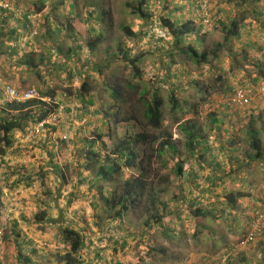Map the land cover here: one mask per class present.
<instances>
[{"label": "rangeland", "instance_id": "rangeland-1", "mask_svg": "<svg viewBox=\"0 0 264 264\" xmlns=\"http://www.w3.org/2000/svg\"><path fill=\"white\" fill-rule=\"evenodd\" d=\"M67 1H69V3H75V0ZM136 1L137 0H107L108 9H110V17H108L110 22H108L107 26H104L100 25L95 19H91V21L86 24L85 20L89 18L88 11L83 7L82 0H78L76 10L78 16L84 22L83 28H85L84 31H86L85 35L79 40L83 49L79 52V56L72 54L70 59L66 58V56L68 57L66 53L57 56V52H54L57 54V58H54L55 54L51 50L49 53L51 58L48 65H46V62H43L41 65L39 64V57L43 55L45 50L44 46L41 48L36 42L41 34L40 31L36 27L34 29L32 27L29 28V38H25L24 40L28 39V41L32 43L33 52H35L34 61L40 66L39 69L31 68L29 69L30 71L27 70L26 74L25 71L21 73L22 77L24 76L25 79L22 88H35L42 94L49 92V89L53 90L58 87V89H62L57 91L59 95L67 89H70L72 97L74 98L77 88H80L85 82V77H88L92 88L91 91L88 92V95L94 98L96 102L95 107L100 110L106 109L110 111L112 104H110V101L106 98L107 96H105L104 87L107 85H122V87H126V84L133 79L132 67L124 59V55L128 53L130 57L138 60L137 65L144 72V82H142L143 85L140 87V91L146 86L151 90L150 92L158 90L159 93L166 98L173 89H176V95L182 101V105H184V111L171 115V104L166 100L165 107L163 108L165 112L163 128L159 132H154V135L165 134L171 136L179 154L178 156H174L173 153L168 151L163 157V159L168 160L167 166H163V160L158 158L153 159L151 165L152 173L156 176L155 182L158 181L163 184L162 180L164 178L169 181L165 183L169 184V192L163 195L162 198L175 199L171 207L162 212L165 216L163 220L165 226L162 228L160 226L146 227L144 225V220L147 217L145 215L144 219L142 217L139 218L138 216L144 215L142 211H138L136 216L129 212L124 221L125 226L120 227L118 221L113 220L110 222L109 216L107 217V212H105L106 200L104 199L100 201V211L99 208H97L95 210L93 209L90 213H85L80 216L76 215L71 218L66 217L65 220L63 219L66 225L63 223L62 226L59 225V227L57 226L54 229L49 227L52 232L44 229L45 238L42 239V243L46 242L54 248H49L48 245H44L48 251L46 250L47 252L43 254L39 252L40 249L35 247V249L33 248L32 250V257L38 260V262L41 261V264H61L63 261L67 262L66 256H64L66 254L67 244L64 243L62 234L64 228L70 227L72 229L79 228L82 233L84 229L87 230L85 231L86 234L88 237H91L94 244H96L95 246L92 245L93 251L99 250L101 241L103 242L101 239L108 234V229H112L113 237L116 236L118 240L117 247L119 251L117 252V258L120 260H117L118 263L121 264H202V262L205 259H209V257L221 258V256L231 251V249H236V251L232 253L230 260L225 262V264H264V237L259 240L261 238L260 236L255 242L247 245H239L243 240L242 237L248 231L247 222L252 218L251 214L255 210V207L258 206L256 205L253 207V205H250L251 209L246 210V212H243V210L238 212L237 216L241 220L240 224L233 220V215L226 219L225 215L229 212L223 210L222 204L224 200L223 197H220L223 190L221 187L215 188L203 178V176L208 173L216 177L232 174L229 178L226 176V178H224L228 189H235L236 187L241 188V186H244V191L247 193V191L259 192V189L264 188V163H259L253 168L254 170H252V173L254 175H251L249 170L234 174L231 169L236 170L237 164L234 160H230L229 154L231 153H223L220 150L221 145H231V148H233L232 145L234 143H237L238 147H246L244 144L246 133H244V131L250 120H254L255 126H257V129H260V137L264 145V100L258 101L262 103L256 105L257 107L253 110H251L252 108L250 109L249 106L239 110H237L236 107L233 109L228 108V103H230L232 99L231 88L233 89V87L237 86V83H239L238 81H252L254 72L258 70L255 68V64L260 63L264 68V18L258 17V21L254 22L253 25H246L240 30V32L245 35L250 33V38L258 45L250 46L249 48L252 62L244 60L241 54H231L223 51L220 53L218 59H214L215 64L211 60V65L203 64V67H201L187 62L184 56L173 52L172 42H174L175 38L172 39V36L166 37L163 31L157 29L156 26H152L147 19H143L132 13L133 7L129 5H135ZM163 1L164 0H154L153 3H151L152 8L149 9V11L154 14V20H159L160 16H166L169 7H173V5L176 4L175 2L181 3V1L185 0H173L170 6L166 5V9L163 5ZM220 1L221 0H204L202 2L204 8H211L210 18L203 23L207 27L206 31H211L208 33L214 36L220 33L219 31V33L217 32L218 28L216 26H218V22H216V20H219L222 16L224 17L228 11L239 9L244 5L243 0H233L234 2L232 1L229 6H226L224 0L221 7H219L218 3ZM246 1H252L254 5L258 4L264 6V0L261 3H258L257 0ZM1 3L4 4V6L6 4L8 5V8L3 6L8 13H17L14 15V18L21 17L28 11L30 12L29 6L26 5L27 8L25 7L26 0H4ZM17 5L20 8H17ZM60 7L61 9L67 10L65 6ZM144 8L146 11L147 8ZM49 9L44 12V15L50 11ZM44 15L38 18H43L44 20ZM251 19L250 16L246 22L250 24L252 21ZM35 20L36 17L31 18L30 24L34 23ZM61 20H64V17H62ZM156 22L161 25L159 21ZM93 25L96 26L97 30H93ZM125 27L131 28L135 36L128 37L124 32ZM97 33L102 34L103 42L95 48L94 52H91L86 45L94 39L93 37H95ZM224 37L225 35L219 34L216 38L223 39ZM228 39V45L236 47L238 45L242 47L240 44L242 41L239 38L229 36ZM69 42L68 39H65L61 43V46L67 49ZM23 46L24 45H22V47ZM238 53H241V48ZM73 59L75 60L74 62H72ZM66 61H68V63H64ZM92 61L99 67L97 72L89 68L90 62ZM168 64L170 66H168ZM237 64L239 68L236 69L235 67ZM169 69L173 72L177 71V69H181L184 75L179 79H170L167 76ZM69 70L72 71V81H69ZM85 70L87 71L86 73H84ZM6 75L8 76V73H5V76ZM217 76H219V78ZM221 76L223 79H221ZM263 79L264 77L261 76L259 82H263ZM70 83L72 85L69 86ZM259 89H261V87H254V90L257 92ZM261 91L263 92V89H261ZM253 93H255V91H253ZM138 97L139 96H133V104H135V106L138 105ZM257 100L258 98L255 102ZM74 103L78 105L81 104L79 101H74ZM4 104V102H0V105ZM50 104L54 105L52 102H50ZM67 105L69 106L71 103L70 100L66 98V103L62 105L63 110L60 122L56 127L52 126L55 127L56 130H59L61 135L66 133L64 130L69 129L70 123L68 124L67 122H70L71 116L69 112H65ZM48 107L50 106L48 105ZM114 110L115 109L112 111L114 112ZM211 116H215L217 120H221V123L213 124L210 119ZM78 117L74 116L72 119L80 123ZM91 119L92 125L90 126L91 128L88 135H94L93 129L95 126L101 127L100 129H102V131H107L106 127L103 128L100 125V115L94 116ZM192 119L197 121L196 128L193 130L198 131L200 137H206L207 141L210 143L211 153L208 155H213V158L208 156V166L212 167V169L205 168L204 170H200L198 158L196 156L190 158V154H187V149L184 145L186 136L185 133L181 131L180 124L188 120L192 121ZM110 123L115 129L114 133L117 134L116 137L125 134V126L122 127L121 125H117L115 127L113 119H110ZM35 124L37 123L28 122V127H26V129L33 127ZM218 127H220L219 130ZM51 129L48 128L47 133H49ZM150 132L152 134V131ZM44 133L39 137L27 135L26 139L31 142L35 141L37 138L42 140ZM202 146L203 145L200 146V149ZM148 148L141 147L140 153H143V150H148ZM148 153H150V151ZM141 155H144V153ZM178 162H183V167L185 168V173L181 177L176 176L173 172V168ZM189 171H195L199 174L200 178L197 180L199 188H197L195 184L190 183L191 186L189 185ZM54 172L55 171L52 173L43 172V175H40L42 173L40 172L39 178L42 184H45L47 177H50ZM130 174L132 173L126 172L125 177H128ZM134 174L137 175V173ZM243 178H248V184L241 181ZM0 183L1 186H3V178H0ZM110 188H112V186L107 187V189ZM42 189L44 190L45 186L42 187ZM181 189L184 190L182 197L180 195ZM196 196H198V200H200L199 207L207 208L208 205H211L208 210L212 211V214L217 216V218L194 217L193 211H195V208H192V204L194 200L196 201ZM66 203L65 201L63 205ZM3 213L0 216V240L2 239L6 244V250L4 251L1 261L4 264H16L15 261L10 263L11 254L8 247V244H11L14 248V241L12 238L17 236V232L13 230L11 223L13 224V220L16 218H11L7 215L8 213H6V215ZM109 223L113 224L110 225ZM79 224H81V226ZM23 225L24 228L30 227V224ZM39 228L40 226L33 227V229ZM85 232L83 234H85ZM60 252L63 253L61 254ZM14 253L15 255L19 254L18 250L16 251L15 249ZM78 254L74 256V259H76ZM15 255L13 257H15Z\"/></svg>", "mask_w": 264, "mask_h": 264}, {"label": "trees", "instance_id": "trees-1", "mask_svg": "<svg viewBox=\"0 0 264 264\" xmlns=\"http://www.w3.org/2000/svg\"><path fill=\"white\" fill-rule=\"evenodd\" d=\"M77 1L78 0H75V3H69L67 0H28L30 12H26L21 17H16L17 20H25V23L29 24L28 28H31V18L36 17L37 22H39L40 18L38 17L42 16L45 9L50 8L48 14L45 15V25L43 26L46 33L41 45L45 47L44 49L46 51L39 57L40 65L43 64V62H46V65H48L51 58V55L49 54L51 50L53 53H58V55L54 53V58H57L59 54L66 53L68 54V57L66 56V58L70 59L72 53H79L83 49L79 40L85 35L86 31H84L85 28H83L84 22L78 16V12L76 10ZM153 1L154 0H137L135 5L131 4L129 6L133 7V14L143 19H147L152 26H156L157 29L163 31L166 37L172 36V39L175 38L174 42H172L173 52L184 56L187 62H191V64L201 67H203V64L211 65L214 59L219 58L220 52L222 51H227L231 54H241L244 60L252 62L249 48L250 46L258 45L252 41L249 36L250 33L245 35L240 32V30H242V28L246 25H250L246 22L250 16L251 18H264L263 5H254L252 1L247 2L246 0H243L244 5L242 7L236 10L228 11L224 17L222 16L219 20H216V22H218V26H216L218 28L217 32L219 31L220 33H218L220 35H225L223 39H217L216 37L219 34L214 36L213 34L208 33L211 31H206L207 27L203 23L206 19L210 18L211 10L210 7H205L207 9L203 7L202 9V2L204 0H185L181 1V3L175 2L176 4H174L173 7H169V10L167 11L168 14L164 17L160 16L159 20H154V14L149 11V9L152 8L151 3H153ZM172 1L173 0L163 1L165 9L166 5L170 6ZM223 1L224 0H221L218 3L219 7H221ZM232 1L233 0H225V5L229 6ZM257 1L258 3L263 2V0ZM82 2L83 7L88 11L87 13L89 15V18L85 20L86 24H88L91 19H95L100 25L107 26L108 22H110L108 19V17H110V9H108L107 0H82ZM60 6H65V9L67 10H64L63 8L61 9ZM16 7L20 8L18 5ZM144 7L147 8L146 11ZM0 10L5 11V9H2L1 7ZM15 14L17 13L10 12V15L13 18ZM62 17H64V20H61ZM156 21H159L161 25H159ZM92 27L93 30H97L95 25ZM124 32L128 37L135 36V33L129 27H125ZM63 34L66 39L70 41L68 47L65 46L67 49L61 46V37ZM229 36H235L242 41L240 43L242 46L241 53H238L237 51L240 47L237 48L236 46L228 45L229 43L227 42L229 41ZM102 37V34L97 33V35L93 37L94 39L87 43L86 46L91 52H94L95 48L103 42ZM34 56L35 52L33 51L25 55L26 58L24 59V64L28 66L29 69H39L40 65L35 63ZM124 59L132 67L133 79L126 84V87H122V85H107L104 87L105 96H107L106 98H108V100H110V104H112L110 111L106 109L100 110L95 107L94 98L92 96L89 97L88 95V92L92 89L88 77H85V82L82 84L80 89L76 91L74 98L72 97L70 89H67L59 95L57 91L62 89H58V87L53 90L49 89V92L42 93L41 96L43 98H51L55 101H60L58 98L66 94V98L70 100L71 104H73L74 101H79L81 104L78 120L81 121L88 116L90 119L85 123L86 126L92 125V117L104 115L105 117L109 116V118L113 119L115 127L117 125L126 127L125 134L123 136L116 137L117 134L114 133L115 129L112 127L111 123L106 119L104 122L101 120L100 125L102 123V125L107 128V131H102V129H100L101 127L95 126L93 129V139L91 141H88V139H82V143L85 145V151L83 152V154H85V163L84 165L82 164L81 167L90 173H94L95 177H97L98 181L96 180V182L100 183L97 187L100 194L99 199L100 201H103L104 199L106 200L105 212H107V217L109 216L110 218L109 220H116L119 222L120 227H124V221L129 212L136 216L138 211H142L144 216L140 215L138 217H142L144 219L146 215L147 218L144 220V225L146 227L160 226L162 228L165 226L163 224L165 216L162 212L167 208H170L175 199L162 198L163 195L168 194L169 192V184H165L169 181L164 178L162 180L163 184L158 181L155 182L156 176L152 173L151 165L153 159L158 158L163 160V166H167L168 160L163 159L166 153L169 151L170 153H173L174 156H178L179 151L176 148L171 136L165 134L154 135V132H159L163 128L165 119V112L163 108L165 107L166 100L171 104V115L184 111V105H182V101L176 95V89H173L170 95L166 98H164L158 90L150 92L151 90L146 86H144L140 91V87L143 85L142 82H144V72L137 65L138 60L130 57V54L126 53L124 55ZM64 63H68V61ZM168 66L170 65L168 64ZM254 66L258 70L254 72L252 81H238L240 85L247 82L253 87V89L254 87L259 86L261 76L264 77V68L260 63H257ZM89 68L97 72L99 67H97L96 63L92 61L90 62ZM235 68H239V65L237 64ZM71 72L72 71L69 70V81L73 80ZM86 72L87 71L85 70L84 73ZM183 75L184 72L181 69H177V71L174 72L169 69L167 72V76L170 79H179ZM219 76L217 77L219 78ZM221 79H223L222 76ZM233 89L231 88L232 97L235 95ZM254 94H257V97L246 105L249 106L250 109L252 108L251 110L255 109L257 107L256 105L259 103H262L258 101L264 100V96L259 95L256 90ZM133 96H139L137 106L133 104ZM248 97L251 98L252 94H248ZM257 98L258 100L256 103L255 100ZM232 101L228 103V108L233 109L236 107L237 110L243 109L237 104V102L234 100ZM113 109H115L114 112L112 111ZM53 110L49 109L44 102L35 100L31 102H15L1 105L0 145H4L6 147L12 146L14 144V140L11 134L15 130H25L28 122L40 123L46 119ZM210 119L213 124L221 123V120H217L215 116H211ZM196 123L197 121L192 119V121L188 120L180 124L181 131H183L186 136V142L184 145L187 149V154H190V158L195 156L198 158V166L200 170H204L205 168L212 169V167L208 166V158H213V155H208L211 153L210 143L207 141L206 137H200L198 131L193 130L196 128ZM55 127L47 126V129H55ZM219 128L220 127H218V130ZM150 131H152V134ZM244 133H246V137L244 139L246 147H238L237 143H234L232 145L233 148H231V145H221L220 150L223 153H231L229 154L230 160H234L237 164L236 170L231 169L234 174L244 170H249V172H251L250 174L254 175L252 173V170H254L253 168L259 163H264V145L261 141L260 129H257L254 120L248 121ZM201 145L203 146L200 149ZM141 147L150 148L145 151L143 150L144 155H141L143 154L142 152L140 153ZM149 151L150 153H148ZM4 155L5 153L3 149H0V157H3ZM126 172H131L132 174L125 177ZM173 172L178 177L183 176L185 173L183 162L176 163L173 168ZM134 173H137V175ZM81 175L82 174L80 173V176ZM188 175L190 176L188 181L189 185L190 183L195 184V186L199 188V184L197 183V180L200 178L199 174L195 171H189ZM231 175L232 174L216 177L211 173H208L204 175L203 178H205V180L211 183L215 188L221 187L223 190L220 197H223L224 200V203L222 204L223 210L229 212L225 215L226 219L233 215V220L240 224L241 220L238 218L237 213L246 208L244 207V204L249 203L250 205H253V207L256 205L258 206L255 207V210L251 214L252 218H250L249 222H247L248 231L242 237L243 240H246L252 230L256 213L264 211V188L259 189V192L247 191V193L244 191V186H241V188L236 187L235 189H228L224 178H229ZM30 181L31 179L22 177L13 185L7 184L6 186L4 185V187L14 190V187L17 188L20 182L29 184ZM241 181L248 184V178H243ZM93 185H95V183H93L92 186ZM108 186H112V188L107 189ZM183 193L184 190L181 189V197L183 196ZM3 196V187L0 183V216L6 209V204L2 201ZM198 198L199 197L196 196V201L194 200L192 204V208H195V211H193L194 217L217 218V216L212 214V211L208 210L211 205H208L207 208L199 207L200 200H198ZM45 216L46 215L44 213H41L33 220L22 218V222L24 224H31L35 220L36 223H42L47 220L45 219ZM12 226L13 230H16L18 227L17 222L13 220ZM107 232L108 234L102 239L118 245L116 236L114 235L115 237H113L112 229H108ZM16 235L17 236L15 238L20 237V233L17 232ZM62 236L64 243H66L69 247L67 248V253L64 256H66L67 264H72L75 261L74 256L78 254L84 246L85 237L82 233L70 227L63 229ZM263 237L264 231H262L261 238L259 240ZM255 241L251 240L249 243H253ZM20 245L21 243L17 241V247L19 246L17 248L19 253L18 255L23 257ZM117 264L119 263L117 262Z\"/></svg>", "mask_w": 264, "mask_h": 264}, {"label": "crops", "instance_id": "crops-1", "mask_svg": "<svg viewBox=\"0 0 264 264\" xmlns=\"http://www.w3.org/2000/svg\"><path fill=\"white\" fill-rule=\"evenodd\" d=\"M2 1L4 0H0V7L4 9V4L1 3ZM26 5L29 6L28 0H26L25 4L27 8ZM48 9H45L44 12ZM42 15H44V13ZM39 20V22L35 20V22L30 25L33 29L36 27L40 31L41 34L36 42L42 48L41 42L46 33L45 28L43 29L45 19L43 20L42 18ZM28 26L29 24L25 23V20L21 21L13 18L6 9L5 11L0 10V74L5 83L17 87H23L25 79L24 76L22 77L21 73L25 71L26 74L27 70H29L28 66L24 64L25 55L33 51L32 43L28 41V39L24 40L25 38H29L30 29ZM65 39L66 37L63 34L61 37L62 42ZM22 45L24 46L22 47ZM25 47H28L27 49L29 50ZM237 47L239 46L237 45ZM45 51L46 50H44L43 53H45ZM224 52L228 53L227 51ZM72 54L79 56V53L76 52ZM74 61L73 59L72 62ZM5 73H8V76H5ZM70 85L72 84L70 83L69 86ZM78 89L80 88L78 87L77 90ZM58 99L61 100V97ZM0 102H3L2 95H0ZM65 112H70V109L66 108ZM100 117L102 122H104L105 119L110 122L111 118H109V116L105 117L104 115H100ZM67 123H70L69 129L64 130L66 133L62 135L59 130L52 128L49 133H47V130L45 131L42 140L37 138L35 141L31 142L26 139V131L24 132V130L18 129L11 134L14 140L12 146L6 147L0 145V148H2L5 153L0 159V178H3L2 187L4 193L2 201L6 204V209L3 212L5 215L8 213L7 215L11 218L14 217V219H18L14 220L18 224L15 232L20 233L19 238H12L14 241V248L11 244H8L11 254L10 263L15 261L16 264H41V261L38 262V260L32 257L33 248L35 249L36 247L40 249L39 252L43 254L48 251L44 246L45 244H47L49 248H54L46 242L42 243V239L45 238L44 229L50 232L51 229L49 227L54 229L57 226L59 227V225L62 226L63 223L66 225L64 221L66 217L71 218L76 215L80 216L85 213H90L93 209L95 210L97 208H99L100 211V194L97 190L100 183L96 182L97 177H95L94 173H90L81 167V165L85 163V154H83L85 145H83L82 139H88L90 141L93 139L94 136L91 134L88 135L91 127L90 125L89 127L80 125L76 121L73 123L71 118L70 122ZM101 126L105 128L102 123ZM64 135L68 137L67 142L63 141ZM53 171L55 172L50 177H47L46 183L42 184L39 173L42 172L40 175H43V172L52 173ZM80 173L82 174L81 176ZM22 177L31 179L29 184L20 182L17 188L14 187V190L4 187V185L6 186L7 184L13 185ZM93 183H95V185L92 186ZM44 186L45 189L43 190L42 187ZM65 201L68 204L66 203L63 205ZM244 207L246 208L243 212L251 209L249 203H245ZM41 213L46 215L45 219L47 220L45 222L36 223L34 220L29 228H24L22 218L33 220ZM111 221L113 220H110V222ZM109 224L112 225L113 223ZM79 225L81 226V224ZM39 226V229H33V227ZM73 229L82 233L79 228ZM85 231L87 230L84 229L83 233ZM83 233L82 235L85 237L84 246L72 264H117L118 260H120L117 258V252L119 251L118 247L116 248L117 245H113L110 241L102 239L103 242L101 241L99 250L93 251L92 245L95 246L96 244H94L91 237H88L86 232L85 234ZM17 241L21 243L20 248L23 257L15 255L14 253V249L17 251L19 247H17ZM66 247L69 248L68 245H66ZM5 248L6 244L0 240V264H4L1 260L6 250ZM14 255L15 257H13ZM61 264H67V262L63 261Z\"/></svg>", "mask_w": 264, "mask_h": 264}, {"label": "built area", "instance_id": "built-area-1", "mask_svg": "<svg viewBox=\"0 0 264 264\" xmlns=\"http://www.w3.org/2000/svg\"><path fill=\"white\" fill-rule=\"evenodd\" d=\"M4 7L8 8V5L6 4ZM263 89V92L261 89H259L258 94L264 96V84L259 85V88ZM255 91L252 86L250 85H243L236 89L235 95L233 100L237 102L241 108L247 107L246 105L249 104L254 98L257 97V94L255 95L253 93ZM248 94H252V97L249 98ZM0 95H2V99L5 103H23V102H31V101H42L46 103L47 107L50 106L49 109L53 110L48 115L46 119L41 121L40 123L35 124L33 127L27 128L26 134L31 135L33 137H39L47 130V126H57L60 122L61 116H62V110H63V103H66V94H64L61 97L60 101H55L51 98H43L41 94L35 89V88H22L17 87L15 85L5 83L2 80L1 74H0ZM256 96V97H255ZM50 102H52L54 105H51ZM66 106V105H65ZM67 108L70 109V116L72 117L79 115V109L80 106L77 103L67 105ZM89 117H85L83 120L79 121L80 125H85L87 121H89ZM75 121L74 119H72ZM63 140L68 141L67 135H64ZM262 208V206H261ZM254 224L252 227V230L250 234L248 235V238L246 240H243L239 243V245H247L249 244V241H255L260 236L262 231H264V211H259L256 213V217L254 219ZM105 237V236H104ZM47 244H45L46 246ZM236 249H231L228 253L221 256V258H209L205 259L202 264H225V262L230 260V256L232 253H234Z\"/></svg>", "mask_w": 264, "mask_h": 264}, {"label": "clouds", "instance_id": "clouds-1", "mask_svg": "<svg viewBox=\"0 0 264 264\" xmlns=\"http://www.w3.org/2000/svg\"><path fill=\"white\" fill-rule=\"evenodd\" d=\"M203 7H204V6H203V3H202V9H203ZM206 20H207V19H206ZM251 20H252V21L250 22V25H253L254 22H257V21H258V18H252ZM213 63L215 64V61H213ZM262 84H264V82L260 83L259 85H262ZM243 85H249V83H245V84H241V85H240L239 83H237V86L234 87L233 91L235 92L236 89H237L238 87L243 86ZM233 98H234V97H232L231 101L233 100ZM3 102H4V101H3ZM232 102H233V101H232ZM4 103H5V102H4ZM69 113H70V112H69Z\"/></svg>", "mask_w": 264, "mask_h": 264}]
</instances>
